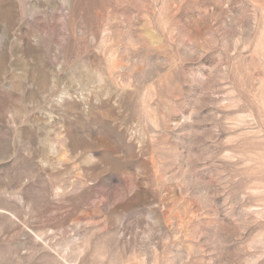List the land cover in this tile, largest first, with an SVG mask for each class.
Masks as SVG:
<instances>
[{"label": "rangeland", "instance_id": "obj_1", "mask_svg": "<svg viewBox=\"0 0 264 264\" xmlns=\"http://www.w3.org/2000/svg\"><path fill=\"white\" fill-rule=\"evenodd\" d=\"M0 264H264V0H0Z\"/></svg>", "mask_w": 264, "mask_h": 264}]
</instances>
